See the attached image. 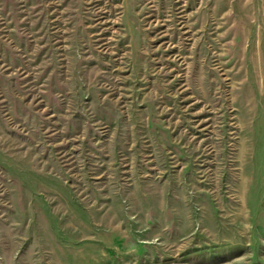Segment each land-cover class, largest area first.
Listing matches in <instances>:
<instances>
[{"label":"rangeland","instance_id":"1","mask_svg":"<svg viewBox=\"0 0 264 264\" xmlns=\"http://www.w3.org/2000/svg\"><path fill=\"white\" fill-rule=\"evenodd\" d=\"M0 264H264V0H0Z\"/></svg>","mask_w":264,"mask_h":264}]
</instances>
